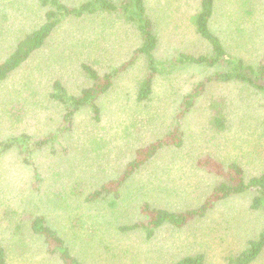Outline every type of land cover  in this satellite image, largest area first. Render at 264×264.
Instances as JSON below:
<instances>
[{"label": "rangeland", "instance_id": "rangeland-1", "mask_svg": "<svg viewBox=\"0 0 264 264\" xmlns=\"http://www.w3.org/2000/svg\"><path fill=\"white\" fill-rule=\"evenodd\" d=\"M61 1L72 7L87 0ZM146 1L159 21L156 57L168 58L184 48L202 50L203 44L191 30L183 32L187 26L185 14L191 13L197 0ZM181 2L178 14L183 23L176 16ZM216 2L223 15L230 8L242 10L244 1ZM18 3L20 6L8 8L9 18L2 21L20 38L42 22L44 8L36 0ZM29 3L33 8L25 11L22 6ZM5 4L11 6L10 1ZM247 5L257 9L254 17L264 23V0H247ZM124 22V18L97 11L60 23L39 50L0 81V138L20 132L43 137L56 128L64 109L48 96L54 80L77 94L90 84L81 64L90 65L102 76L113 66L127 62L138 40L133 25ZM249 26L242 30L251 44L262 49L261 34ZM220 33L231 51L240 55L236 48L242 38L240 31L231 34L226 28ZM7 52L0 49V60ZM145 63L143 56L138 57L101 94L97 101L99 121L90 118L87 107L75 114L74 122L79 126L70 133L74 142L67 153L49 154L48 148L34 153L35 165L42 173L37 189L31 185V167L23 164L15 151L0 158V244L5 248L6 264H62L57 255L47 253L43 237L30 230V214H43L83 264L167 263L196 252L205 256L207 264H227L224 255L239 251L263 228L264 213L249 208L255 191L249 189L218 202L205 217L183 228L164 226L150 240L142 231L122 233L117 229L124 222L142 218L139 206L143 201L181 210L204 200L202 193L208 183L215 185L220 179L198 171L196 160L200 156L208 154L222 164L237 162L245 178L264 171V98L240 83L209 86L182 121L183 146L160 151L137 171L122 187L113 207L108 199H83L97 184L117 177L135 147L167 131L172 110L200 74L184 68L171 72V78L156 76L151 100L138 112L134 97ZM186 73L192 76L187 78ZM210 98L221 102L218 105L226 119L222 129H211L206 120ZM89 140L88 147L79 152V143ZM251 264H264V250Z\"/></svg>", "mask_w": 264, "mask_h": 264}, {"label": "trees", "instance_id": "trees-1", "mask_svg": "<svg viewBox=\"0 0 264 264\" xmlns=\"http://www.w3.org/2000/svg\"><path fill=\"white\" fill-rule=\"evenodd\" d=\"M244 1V2H243ZM243 2V3H242ZM247 0H240V11L232 8L219 14L216 0H197L191 13L185 14L187 26L183 32L192 31L194 37L203 44L199 52L190 49L180 50L168 58H158L155 55L158 46V34L156 26L159 21L151 13L152 6L146 0H87L76 6L69 7L61 0H38L44 8L42 22L25 32L14 44V47L5 53L0 60V81L8 74L17 69L31 54L39 50L49 38L54 29L66 18H79L83 14H94L97 11L125 20L133 25L137 31V47L133 50L127 62L119 63L102 76L90 65L81 64L82 72L87 75L90 84L84 86L77 94L70 93L58 80L51 84L48 93L49 98L62 105L64 111L56 128L43 137H36L25 132L8 134L0 138V158L10 151H15L23 164L31 167L33 180L31 185L37 189L41 181L42 173L35 165L34 153L48 148V153H67L73 138L71 132L79 125H75L74 116L82 109H89L90 118L93 121L100 120L98 99L101 94L107 92L115 78L126 71L138 57L143 56L146 69L136 87L134 104L138 112L146 107L151 100L153 82L156 76L163 75L171 78L173 71L184 68L193 69L200 73L197 79L191 81L190 88L184 92L177 106L172 110L169 124L159 137L144 144H139L132 151V158L124 163L118 176L101 184H97L88 191L83 199L87 202L108 199V205L113 207L121 195L122 187L143 166L153 159L160 151L166 149H178L183 146L184 132L182 121L194 108L197 100L214 84H227L229 82L240 83L259 92L264 98V47L261 49L254 42L251 44L244 33L246 25H250L253 31L259 32L264 42V23L258 17L255 7H245ZM177 6L176 16L183 23V17L178 14L180 7ZM254 18H253V17ZM122 17V18H121ZM124 22V23H125ZM230 30L231 34L238 31L242 34L241 41L236 48L240 55L233 53L229 44H225L220 31ZM182 32V31H181ZM243 48H248L246 51ZM187 75V76H186ZM185 77L192 73L184 74ZM218 100L210 98L208 101L209 113L207 122L211 129L219 130L226 125V119L221 113ZM92 142L89 140L79 143V152ZM96 142V139L93 141ZM208 154L200 156L196 160L198 171L210 178L220 179L217 184L209 182L201 201L197 205L185 207L181 210H170L162 206H153L147 201L139 206L140 218L134 223H122L117 229L122 233L142 231L146 240L154 237L164 226L183 228L195 219L205 217L215 205L232 196L242 194L249 189H254L250 199L249 208L264 213V171H260L245 178L243 169L237 162L227 164L215 163ZM208 182V181H207ZM206 184V183H205ZM39 186V185H38ZM205 187V186H204ZM202 196V195H201ZM30 230L43 237L46 251L51 255H57L62 264H83L75 255L67 240L59 234L46 220L43 214H30ZM264 250V226L259 229L255 237L247 239L239 251L224 255L227 264H251ZM0 264H6L5 248L0 244ZM152 264H207L205 256L200 253L183 254L171 262H157Z\"/></svg>", "mask_w": 264, "mask_h": 264}, {"label": "crops", "instance_id": "crops-1", "mask_svg": "<svg viewBox=\"0 0 264 264\" xmlns=\"http://www.w3.org/2000/svg\"><path fill=\"white\" fill-rule=\"evenodd\" d=\"M9 1L11 6H7L5 4L6 2ZM19 1H22L24 3V0H0V49L10 50L14 47V44L18 40L17 31L14 29H10V27H8L3 23L2 19L9 18L10 9L8 8H15L20 6L18 5L20 4L18 3ZM36 1L38 2V0ZM22 7H24L25 11H29L31 10V8H33V5L29 3L28 6H22ZM34 27L35 26H33V28Z\"/></svg>", "mask_w": 264, "mask_h": 264}]
</instances>
